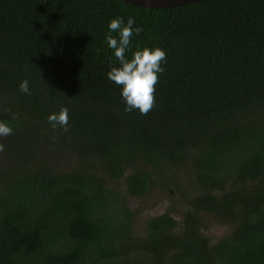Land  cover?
Here are the masks:
<instances>
[{
    "label": "trees",
    "instance_id": "16d2710c",
    "mask_svg": "<svg viewBox=\"0 0 264 264\" xmlns=\"http://www.w3.org/2000/svg\"><path fill=\"white\" fill-rule=\"evenodd\" d=\"M116 16L142 27L133 49L166 51L147 114L126 112L106 76ZM61 105L67 132L46 119ZM0 120L13 126L1 137L0 264H264V0H0ZM63 152L74 159L50 156ZM187 161L202 193L186 197L182 223L164 212L138 234L113 182L146 197ZM203 212L233 231L213 244Z\"/></svg>",
    "mask_w": 264,
    "mask_h": 264
},
{
    "label": "clouds",
    "instance_id": "9594fccd",
    "mask_svg": "<svg viewBox=\"0 0 264 264\" xmlns=\"http://www.w3.org/2000/svg\"><path fill=\"white\" fill-rule=\"evenodd\" d=\"M107 28L104 40L116 60L115 64L109 61L107 79L119 86L126 112L138 110L141 114H147L155 102V85L159 75L165 71L166 51L159 46H136L133 49L132 37L138 36L143 29L135 25L132 16L126 21L122 16L110 18ZM29 85V80L24 78L20 80L18 88L21 93L30 94ZM46 119L52 129L69 130V110L66 106L61 105L49 112ZM12 132L13 126L6 120H0V137ZM2 148L3 145H0Z\"/></svg>",
    "mask_w": 264,
    "mask_h": 264
},
{
    "label": "rangeland",
    "instance_id": "374dc122",
    "mask_svg": "<svg viewBox=\"0 0 264 264\" xmlns=\"http://www.w3.org/2000/svg\"><path fill=\"white\" fill-rule=\"evenodd\" d=\"M2 139L0 137V145ZM0 149V163L3 161ZM50 156L57 162H68V159H74L68 152L52 153ZM157 182L160 187L155 188L146 197L138 198L127 194V186L124 180L113 182L121 193L128 196L130 208L138 210L134 229L140 235L146 233V220L149 217L171 213L179 223H182L184 212L188 207L186 197H191L202 193V189L197 185L193 168L190 161L182 166H169L163 171ZM166 176L170 181L166 180L162 183L163 177ZM162 183V184H161ZM204 233L210 238L213 244L217 243L221 238L229 235L234 229V223L230 220H223L209 212H203Z\"/></svg>",
    "mask_w": 264,
    "mask_h": 264
},
{
    "label": "water",
    "instance_id": "95a60500",
    "mask_svg": "<svg viewBox=\"0 0 264 264\" xmlns=\"http://www.w3.org/2000/svg\"><path fill=\"white\" fill-rule=\"evenodd\" d=\"M125 2L144 8H172L202 0H124Z\"/></svg>",
    "mask_w": 264,
    "mask_h": 264
}]
</instances>
